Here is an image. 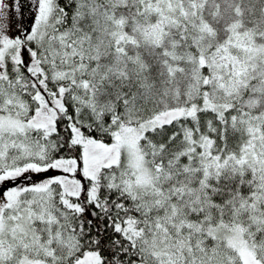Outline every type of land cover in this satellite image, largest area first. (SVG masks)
Instances as JSON below:
<instances>
[{
	"label": "snow or ice",
	"instance_id": "snow-or-ice-1",
	"mask_svg": "<svg viewBox=\"0 0 264 264\" xmlns=\"http://www.w3.org/2000/svg\"><path fill=\"white\" fill-rule=\"evenodd\" d=\"M0 264H264V0H0Z\"/></svg>",
	"mask_w": 264,
	"mask_h": 264
}]
</instances>
